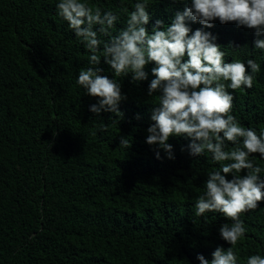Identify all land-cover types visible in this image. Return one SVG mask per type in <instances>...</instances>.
Returning a JSON list of instances; mask_svg holds the SVG:
<instances>
[{"label": "trees", "instance_id": "16d2710c", "mask_svg": "<svg viewBox=\"0 0 264 264\" xmlns=\"http://www.w3.org/2000/svg\"><path fill=\"white\" fill-rule=\"evenodd\" d=\"M116 2L93 0L104 9ZM55 3L0 0V264H187L196 252L210 255L222 243L223 220L203 223L193 206L205 169L215 165L181 153L186 142L176 139L175 161L154 159L144 143L146 84L124 81L129 99L117 123L88 112L93 100L75 85L86 50L56 16ZM164 8L157 6V18L167 19ZM212 31L229 62L264 63L247 30L217 24ZM230 42L240 50L227 48ZM235 95L234 115L264 129V72ZM119 135L132 139L128 152L116 148ZM244 220L240 264L264 244V201Z\"/></svg>", "mask_w": 264, "mask_h": 264}, {"label": "clouds", "instance_id": "9594fccd", "mask_svg": "<svg viewBox=\"0 0 264 264\" xmlns=\"http://www.w3.org/2000/svg\"><path fill=\"white\" fill-rule=\"evenodd\" d=\"M160 4L167 19L157 18ZM55 10L86 50L87 65L75 85L92 98L89 113L100 120L111 114L117 123L129 99L124 81L137 88L146 84L151 107L144 143L154 159L175 161L170 139H176L186 142L181 153L215 165L204 171L193 216L203 223L209 216L221 218L222 243L208 256L196 252L187 264H240L237 246L248 232L244 216L264 201V129L245 126L234 115L235 92L252 89L264 63L229 62L212 29L219 24L247 30L252 49L264 57V0H117L108 9L93 0H56ZM227 48L240 50L231 42ZM133 119L140 122L144 116L137 112ZM100 130L108 127L102 124ZM129 137L119 135L116 148L128 152ZM244 264H264V244Z\"/></svg>", "mask_w": 264, "mask_h": 264}]
</instances>
